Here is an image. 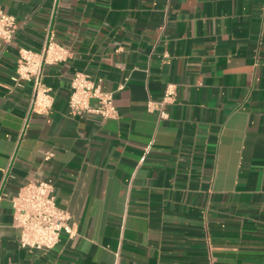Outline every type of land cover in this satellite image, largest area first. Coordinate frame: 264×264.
Wrapping results in <instances>:
<instances>
[{
	"label": "crops",
	"instance_id": "1",
	"mask_svg": "<svg viewBox=\"0 0 264 264\" xmlns=\"http://www.w3.org/2000/svg\"><path fill=\"white\" fill-rule=\"evenodd\" d=\"M0 264H264V0H0ZM49 42L48 113L13 80ZM116 119L72 115V76ZM169 90L168 117L147 108ZM48 153L53 156L45 160ZM53 185L75 235L19 245L11 199Z\"/></svg>",
	"mask_w": 264,
	"mask_h": 264
},
{
	"label": "built area",
	"instance_id": "2",
	"mask_svg": "<svg viewBox=\"0 0 264 264\" xmlns=\"http://www.w3.org/2000/svg\"><path fill=\"white\" fill-rule=\"evenodd\" d=\"M18 29L17 19L5 13L0 7V42L11 44ZM65 51L53 42H49L42 53L31 50H20L16 76L17 83L28 81L33 83V110L48 113L53 106L51 89L42 81L43 65L48 62H59L64 59ZM102 80L93 81L82 72L71 78L69 109L72 115H96L103 120L116 119L118 111L112 93L105 92ZM172 92L167 90L159 101L149 100L147 108L158 113L160 119L168 117L166 104ZM53 156L48 153L45 160ZM54 187L46 181H37L22 187L11 199L13 209V225L20 231L19 245L29 250L50 251L61 240L63 233L70 237L75 235L71 225V215L58 207Z\"/></svg>",
	"mask_w": 264,
	"mask_h": 264
}]
</instances>
